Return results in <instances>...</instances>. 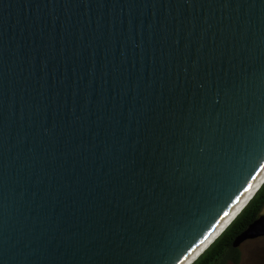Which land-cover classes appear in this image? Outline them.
Listing matches in <instances>:
<instances>
[{"label":"water","instance_id":"95a60500","mask_svg":"<svg viewBox=\"0 0 264 264\" xmlns=\"http://www.w3.org/2000/svg\"><path fill=\"white\" fill-rule=\"evenodd\" d=\"M263 174L264 0H0V264H185Z\"/></svg>","mask_w":264,"mask_h":264},{"label":"trees","instance_id":"16d2710c","mask_svg":"<svg viewBox=\"0 0 264 264\" xmlns=\"http://www.w3.org/2000/svg\"><path fill=\"white\" fill-rule=\"evenodd\" d=\"M263 207L264 184L231 225L193 264H237L239 249H234L232 242L252 221L260 216Z\"/></svg>","mask_w":264,"mask_h":264},{"label":"rangeland","instance_id":"374dc122","mask_svg":"<svg viewBox=\"0 0 264 264\" xmlns=\"http://www.w3.org/2000/svg\"><path fill=\"white\" fill-rule=\"evenodd\" d=\"M260 215H264V207ZM238 255L239 259L237 264H264V238L243 243L239 247Z\"/></svg>","mask_w":264,"mask_h":264},{"label":"bare ground","instance_id":"6f19581e","mask_svg":"<svg viewBox=\"0 0 264 264\" xmlns=\"http://www.w3.org/2000/svg\"><path fill=\"white\" fill-rule=\"evenodd\" d=\"M264 184V174L260 179L254 184V186L249 190L247 195L244 197L240 205L235 209V211L228 217V219L221 225V227L209 238L187 261L185 264H191L196 258L200 257V253L211 243L231 222V220L239 213V211L246 205V203L252 198V196L258 192V190ZM251 201V200H250Z\"/></svg>","mask_w":264,"mask_h":264},{"label":"snow or ice","instance_id":"6c2138e0","mask_svg":"<svg viewBox=\"0 0 264 264\" xmlns=\"http://www.w3.org/2000/svg\"><path fill=\"white\" fill-rule=\"evenodd\" d=\"M225 215H227V213H225ZM209 235H210V233H209ZM205 239H207V237H205ZM201 243H203V241H201Z\"/></svg>","mask_w":264,"mask_h":264},{"label":"flooded vegetation","instance_id":"af4514ba","mask_svg":"<svg viewBox=\"0 0 264 264\" xmlns=\"http://www.w3.org/2000/svg\"><path fill=\"white\" fill-rule=\"evenodd\" d=\"M264 238V237H263ZM259 239V238H258ZM256 240V239H255ZM239 249V248H238Z\"/></svg>","mask_w":264,"mask_h":264}]
</instances>
